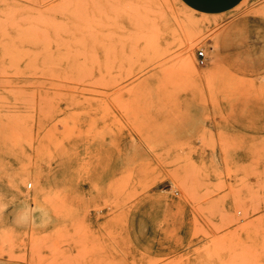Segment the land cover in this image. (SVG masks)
Returning <instances> with one entry per match:
<instances>
[{"label": "rangeland", "instance_id": "1", "mask_svg": "<svg viewBox=\"0 0 264 264\" xmlns=\"http://www.w3.org/2000/svg\"><path fill=\"white\" fill-rule=\"evenodd\" d=\"M0 264H264V0H0Z\"/></svg>", "mask_w": 264, "mask_h": 264}, {"label": "bare ground", "instance_id": "2", "mask_svg": "<svg viewBox=\"0 0 264 264\" xmlns=\"http://www.w3.org/2000/svg\"><path fill=\"white\" fill-rule=\"evenodd\" d=\"M35 28V27H34ZM18 36V35H17ZM70 55H72V54H70ZM69 55V56H70ZM58 56V55H57ZM187 61L190 63V58H187ZM43 62H44V60H43ZM45 63V62H44ZM60 63V62H59ZM16 65V64H15ZM18 65V64H17ZM70 67L72 68V66L70 65ZM36 68H37V66H36ZM17 69V68H16ZM20 69V68H19ZM40 69V68H39ZM68 70H69V68H67ZM23 70V69H22ZM36 70H38V69H36ZM73 70V69H72ZM20 71V70H19ZM45 71V70H44ZM40 72V71H39ZM77 76H78V74H76ZM76 76V79H77V81H78V77ZM62 78V77H61ZM64 80V79H63Z\"/></svg>", "mask_w": 264, "mask_h": 264}, {"label": "built area", "instance_id": "3", "mask_svg": "<svg viewBox=\"0 0 264 264\" xmlns=\"http://www.w3.org/2000/svg\"><path fill=\"white\" fill-rule=\"evenodd\" d=\"M203 55H204L203 51H199V53L197 55L199 57V59H200L201 62H203V58H202Z\"/></svg>", "mask_w": 264, "mask_h": 264}]
</instances>
